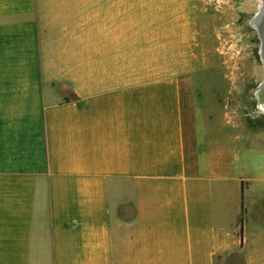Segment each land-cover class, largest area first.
Instances as JSON below:
<instances>
[{
	"label": "crops",
	"instance_id": "crops-1",
	"mask_svg": "<svg viewBox=\"0 0 264 264\" xmlns=\"http://www.w3.org/2000/svg\"><path fill=\"white\" fill-rule=\"evenodd\" d=\"M135 9L0 0V264H264V157L142 78Z\"/></svg>",
	"mask_w": 264,
	"mask_h": 264
},
{
	"label": "rangeland",
	"instance_id": "rangeland-1",
	"mask_svg": "<svg viewBox=\"0 0 264 264\" xmlns=\"http://www.w3.org/2000/svg\"><path fill=\"white\" fill-rule=\"evenodd\" d=\"M75 1L96 6L108 20L136 15L131 12L137 7L151 10L145 17L160 23L155 30L160 37L140 51L142 78L180 77L185 101H198L205 116H223L224 124L241 134L242 160L251 161L250 169L253 160L263 159L264 111L257 94L263 65L251 24L259 0Z\"/></svg>",
	"mask_w": 264,
	"mask_h": 264
},
{
	"label": "water",
	"instance_id": "water-1",
	"mask_svg": "<svg viewBox=\"0 0 264 264\" xmlns=\"http://www.w3.org/2000/svg\"><path fill=\"white\" fill-rule=\"evenodd\" d=\"M264 2V0H263ZM252 26L256 29L259 39V56L264 69V3L261 9L254 14L251 20ZM259 103H264V83L257 90Z\"/></svg>",
	"mask_w": 264,
	"mask_h": 264
},
{
	"label": "bare ground",
	"instance_id": "bare-ground-1",
	"mask_svg": "<svg viewBox=\"0 0 264 264\" xmlns=\"http://www.w3.org/2000/svg\"><path fill=\"white\" fill-rule=\"evenodd\" d=\"M259 5L258 8L261 9L263 7V0H259ZM258 11V10H257ZM263 80H264V69H263ZM259 109H261L262 111H264V103H259Z\"/></svg>",
	"mask_w": 264,
	"mask_h": 264
},
{
	"label": "trees",
	"instance_id": "trees-1",
	"mask_svg": "<svg viewBox=\"0 0 264 264\" xmlns=\"http://www.w3.org/2000/svg\"><path fill=\"white\" fill-rule=\"evenodd\" d=\"M243 212V211H242Z\"/></svg>",
	"mask_w": 264,
	"mask_h": 264
}]
</instances>
